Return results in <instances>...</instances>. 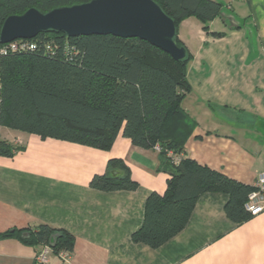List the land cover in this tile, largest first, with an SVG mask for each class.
I'll use <instances>...</instances> for the list:
<instances>
[{"label":"crops","instance_id":"0c3cea01","mask_svg":"<svg viewBox=\"0 0 264 264\" xmlns=\"http://www.w3.org/2000/svg\"><path fill=\"white\" fill-rule=\"evenodd\" d=\"M212 1L222 12L209 33L193 17L178 29L192 55L191 91L182 107L197 123L186 155L253 186L264 174V0ZM0 139L23 148L0 157V233L44 224L75 238L68 262L51 251L48 264H264V212L235 223L224 193L200 196L186 227L159 248L132 240L149 197L167 189L169 175L159 171L156 149L136 147L120 134L103 151L3 126ZM112 160L124 162L138 184L135 191L90 187L94 176L108 173ZM41 249L16 238L2 240L0 264H36Z\"/></svg>","mask_w":264,"mask_h":264},{"label":"trees","instance_id":"16d2710c","mask_svg":"<svg viewBox=\"0 0 264 264\" xmlns=\"http://www.w3.org/2000/svg\"><path fill=\"white\" fill-rule=\"evenodd\" d=\"M90 1L0 0V31L9 16H21L30 9L47 13ZM154 1L177 30L193 17L209 33L210 24L222 12V5L212 0ZM24 41L36 49L0 57V126L103 151L112 149L120 134L136 147L160 148L159 171L169 175L167 189L147 200L144 223L132 236L135 243L154 249L162 246L186 227L197 200L207 193L229 195L225 210L233 222L252 218L245 208L252 186L186 155V142L197 127L182 107L191 91L187 71L192 55L188 50L187 59L177 62L138 38H69L49 32ZM176 42L185 47L179 38ZM22 150L0 139V157H13ZM90 187L103 192L135 191L138 184L122 160H112L108 173L94 176ZM11 238L38 249L48 246L58 256L71 255L75 248L73 235L44 224L33 230L0 233V241Z\"/></svg>","mask_w":264,"mask_h":264},{"label":"water","instance_id":"95a60500","mask_svg":"<svg viewBox=\"0 0 264 264\" xmlns=\"http://www.w3.org/2000/svg\"><path fill=\"white\" fill-rule=\"evenodd\" d=\"M62 33L69 38L113 36L138 38L185 61L188 51L179 47L175 22L154 0H92L42 13L30 9L21 16H9L0 31V45L32 40L42 33ZM25 236V235H24ZM55 238H51V245Z\"/></svg>","mask_w":264,"mask_h":264},{"label":"built area","instance_id":"2783aa9c","mask_svg":"<svg viewBox=\"0 0 264 264\" xmlns=\"http://www.w3.org/2000/svg\"><path fill=\"white\" fill-rule=\"evenodd\" d=\"M36 49V45L25 42L24 40H17L15 42L9 43L7 45L0 47V57L7 55L10 52H20L25 50ZM1 89V82H0ZM156 150L160 151V148L157 146ZM253 191L248 197V201L245 205L247 212L251 216H256L264 212V174H262L255 185L252 186ZM51 252L50 247H44L41 251L36 255V264H48L49 262V254ZM59 257L64 261L68 262L69 255L66 253H61Z\"/></svg>","mask_w":264,"mask_h":264}]
</instances>
